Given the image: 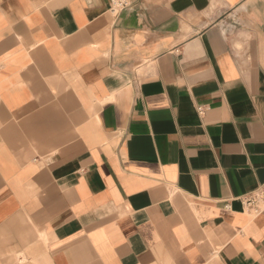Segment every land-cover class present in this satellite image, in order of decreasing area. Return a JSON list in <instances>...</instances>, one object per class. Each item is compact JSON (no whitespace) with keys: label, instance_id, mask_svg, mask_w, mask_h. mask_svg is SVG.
<instances>
[{"label":"crops","instance_id":"crops-1","mask_svg":"<svg viewBox=\"0 0 264 264\" xmlns=\"http://www.w3.org/2000/svg\"><path fill=\"white\" fill-rule=\"evenodd\" d=\"M262 184L264 0H0V264H264Z\"/></svg>","mask_w":264,"mask_h":264},{"label":"built area","instance_id":"built-area-1","mask_svg":"<svg viewBox=\"0 0 264 264\" xmlns=\"http://www.w3.org/2000/svg\"><path fill=\"white\" fill-rule=\"evenodd\" d=\"M134 0H110L112 12L119 13L128 9ZM200 114L205 112L203 107H199ZM245 208L253 214H261L264 212V184L257 189L242 197Z\"/></svg>","mask_w":264,"mask_h":264}]
</instances>
